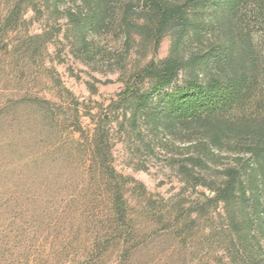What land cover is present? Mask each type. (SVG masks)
<instances>
[{
  "label": "rangeland",
  "instance_id": "obj_1",
  "mask_svg": "<svg viewBox=\"0 0 264 264\" xmlns=\"http://www.w3.org/2000/svg\"><path fill=\"white\" fill-rule=\"evenodd\" d=\"M16 1L0 0V264H264V237L244 226L241 205L237 230L224 203L209 201L226 168L245 181L252 138L242 117L251 116L252 131L264 127V71L248 111L236 112L237 131L220 142L199 124L133 126L130 114L108 107L136 72L168 56L184 66L178 82L251 72L225 0H201L158 38L155 17L116 6L88 34L87 52L70 14L35 16L28 6L10 26ZM202 22H219L222 33L199 41L186 26ZM256 39L264 52L261 33ZM224 41L228 62L208 66L207 51ZM76 110L86 130L107 120L113 164L128 180L118 223L110 179L91 165L86 142L75 141Z\"/></svg>",
  "mask_w": 264,
  "mask_h": 264
},
{
  "label": "trees",
  "instance_id": "obj_2",
  "mask_svg": "<svg viewBox=\"0 0 264 264\" xmlns=\"http://www.w3.org/2000/svg\"><path fill=\"white\" fill-rule=\"evenodd\" d=\"M137 1L140 4L135 9L133 1L123 0H20L10 7L5 18L9 17V25L15 27L24 17L28 6L32 7L35 16H43L46 11L49 15L70 14L71 20H77L83 30L85 37L82 40V50L87 52L92 40L88 38V34L94 36L105 27L109 12H116L117 7L121 11L145 10L146 14L155 17L157 23L153 34L158 38L171 23L176 20L184 21L187 8H193L201 2V0ZM224 6L225 12L235 22L239 51L251 72L243 71L242 74L232 77L212 76L204 82L194 78H184L182 82H178L184 67L182 62L173 59V56L164 57L157 62H150L133 75L132 83H128L118 98L109 104L111 113L122 112L126 117L130 114L129 121L133 126L144 123L170 129L176 125L199 124L202 130L208 133L207 137L215 142H220L228 134H234L237 131L236 112L248 111L247 104L256 95L260 84L259 75L264 71V52L259 50V41L256 39L259 33L264 39V0H225ZM190 29L195 33L193 37L199 38V41H203L208 34L219 36L222 33L219 22L211 25L203 22L187 25L186 30ZM207 52L208 66L220 67L226 64L231 56L227 41L211 46ZM74 114V130L81 133L75 141L82 147V140L86 142L85 149L92 161L91 165L110 179L113 210L118 223L127 217L124 197L128 180L116 171L113 164L111 152L113 144L111 132L106 127L107 120L102 118L96 127L86 130L82 125L79 111H74ZM117 117L119 119L118 115ZM250 120V115L242 117L244 123L242 134L252 138L248 147L249 157L245 163L247 168L245 181L238 180L240 173L237 168H226V179L211 187L216 193L209 201L224 203L228 226L237 230L240 223L234 206L241 205L245 211L243 215L246 216L244 226L256 228L264 237V127L252 131L248 124Z\"/></svg>",
  "mask_w": 264,
  "mask_h": 264
}]
</instances>
